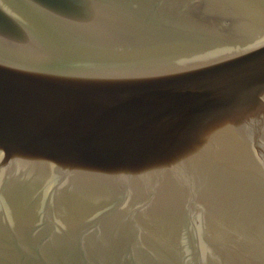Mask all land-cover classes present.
Returning a JSON list of instances; mask_svg holds the SVG:
<instances>
[{"label": "water", "instance_id": "obj_1", "mask_svg": "<svg viewBox=\"0 0 264 264\" xmlns=\"http://www.w3.org/2000/svg\"><path fill=\"white\" fill-rule=\"evenodd\" d=\"M0 264H264V0H0Z\"/></svg>", "mask_w": 264, "mask_h": 264}]
</instances>
